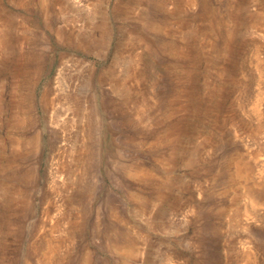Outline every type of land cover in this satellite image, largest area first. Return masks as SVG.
<instances>
[{"label": "rangeland", "instance_id": "rangeland-1", "mask_svg": "<svg viewBox=\"0 0 264 264\" xmlns=\"http://www.w3.org/2000/svg\"><path fill=\"white\" fill-rule=\"evenodd\" d=\"M186 3L0 0V264H264V0Z\"/></svg>", "mask_w": 264, "mask_h": 264}, {"label": "bare ground", "instance_id": "bare-ground-1", "mask_svg": "<svg viewBox=\"0 0 264 264\" xmlns=\"http://www.w3.org/2000/svg\"><path fill=\"white\" fill-rule=\"evenodd\" d=\"M73 1H74V0H73ZM183 1H184V0H175V8H176L175 10H176V11H178L179 9H181ZM195 1H196V0H186V2H187L186 5L188 4L189 7H190V5H193V4L195 3ZM76 2H77V0H76ZM78 2H79V1H78ZM148 2H149V1H148ZM184 3H185V2H184ZM165 4H166V3H165ZM117 5H118V3H117ZM183 5H185V4H183ZM186 5H185V6H186ZM188 5H187V7H188ZM88 6H89V5H88ZM120 6H121V5H120ZM165 6H166V5H164V7H165ZM185 6H184V7H185ZM138 7H139V6H138ZM196 8H197V7H196ZM92 9H93V8H92ZM97 9H99V8H96V10H97ZM134 9H135V8H134ZM145 9H146V8H145ZM177 9H178V10H177ZM89 10H91V9H89ZM96 10H95V11H96ZM147 10H148V8H147ZM189 10H190V9H189ZM117 11H118V10H117ZM135 12L138 13V11H135ZM90 13H91V12H90ZM95 13H96V12H95ZM134 14H135V13H134ZM92 15H93V13H92ZM135 15H136V14H135ZM135 15H134V16H135ZM77 16H78V15H77ZM106 16H107V14H106ZM236 16H237V15H236ZM78 17H79V16H78ZM89 17H91V15H89ZM179 17H180V16H179ZM75 18H76V17H75ZM139 18H140V17H139ZM145 18H148V17H145ZM174 18H175V17H174ZM176 18H177V17H176ZM72 19H73V18H72ZM141 19H142V18H141ZM82 22H83V21H82ZM88 23H89V22H88ZM81 25H82V24H81ZM92 25H93V23H92ZM191 25H192V24H191ZM132 27H133V26H132ZM89 28H90V27H89ZM101 28H102V27H101ZM126 28H127V27H126ZM220 28H221V27H220ZM106 29H107V28H106ZM89 30H90V29H89ZM92 30H93V28H92ZM130 30H131V29H130ZM179 31H180V30H179ZM179 31H178V32H179ZM68 32H69V31H68ZM90 32H91V31H90ZM96 32H97V31H96ZM124 32H125V31H124ZM130 33H131V32H130ZM145 34H146V33H145ZM118 35H119V34H118ZM209 35H211V34H209ZM133 36H134V35H133ZM133 36H132V37H133ZM221 36H222V35H221ZM91 37H92V36H91ZM104 37H105V36H104ZM130 37H131V35H130ZM259 37H260V36H259ZM1 38H2V37H1ZM134 38H135V37H134ZM140 38H141V37H140ZM173 38H174V37H173ZM215 38H216V37H215ZM90 39H91V38H90ZM155 39H156V38H155ZM143 40H144V38H143ZM229 40H230V39H229ZM91 41H92V40H91ZM97 42L99 43V41H97ZM2 43H3V42H2ZM2 43H0V44H2ZM62 43H63V42H62ZM90 43H91V42H90ZM93 43H94V42H93ZM93 43H92V44H93ZM68 44H69V43H68ZM71 44H72V43H71ZM145 45H146V44H145ZM210 45H211V43H210ZM213 45H214V44H213ZM146 46H147V45H146ZM92 47H93V46H92ZM147 47H148V46H147ZM254 48H255V47H254ZM258 48H259V47H258ZM153 49H154V48H153ZM82 50H83V49H82ZM139 51H140V50H139ZM225 52H226V51H225ZM136 54H137V52H136ZM128 56H130V55H128ZM158 56H159V55H158ZM254 56H255V55H254ZM258 56H259V55H258ZM123 57H124V56H123ZM135 58L138 59L137 56H136ZM160 58H161V57H160ZM128 59H129V60H128L127 62L130 63V62L132 61V60H131L132 57H128ZM136 59H135V60H136ZM110 61H111V60H110ZM258 61H259V60H258ZM258 61H257V62H258ZM30 64H31V63H30ZM120 64H121V63H120ZM182 66H183V65H182ZM136 67H137V66H136ZM22 68H23V67H22ZM61 69H62V68H61ZM128 69H129V68H128ZM25 70H26V69H25ZM64 71H65V70H64ZM67 71H68V69H67ZM138 71H139V70H138ZM85 72H86V71H85ZM85 72H83V73H85ZM260 72H261V71H260ZM21 73H22V72H21ZM81 73H82V72H81ZM134 73H135V71H134ZM18 74H19V73H18ZM67 74H68V72H67ZM26 75H27V74H26ZM68 75H69V74H68ZM84 75H85V74H84ZM22 76H23V75H22ZM57 76H58V75H57ZM133 76H134V75H133ZM64 78H65V77H64ZM66 78H67V77H66ZM68 78H69V76H68ZM81 78H82V77H81ZM129 79H130V78H129ZM59 80H60V79H59ZM137 81H138V80H137ZM77 82H78V81H77ZM99 82H100V81H99ZM61 83H62V82H61ZM74 83H75V82H74ZM81 83H82V82H81ZM86 83H87V82H86ZM86 83H85V84H86ZM136 83H138V82H136ZM66 84H67V83H66ZM85 84H83V85H85ZM72 85H73V84H72ZM78 85H79V84H78ZM80 85H81V84H80ZM87 85L89 86V84H87ZM80 87H82V86H80ZM54 88H55V87H54ZM64 88H65V87H64ZM69 88H70V87H69ZM78 88H79V87H77V91H75V93H74L72 96H70V97H71L70 100L72 101V104H71V102H69L70 100H68V103H70V104L73 106L71 109L75 110V112H76L77 114H81L80 112H82V111H84V110H85V112L87 113V108H86V107H87L88 105L85 106V105H86V102H85V105L83 106V104L81 103V99H80L81 94H82L83 92L86 93V92H85L86 90L83 91L84 88H85V86H84V88L82 87L83 89H80V88H79V91H78ZM85 89H86V88H85ZM89 89H90V88H89ZM66 90H67V89H66ZM80 90H82L83 92H81ZM70 91H71V90H70ZM64 92H65V91H64ZM73 92H74V89H73ZM87 92H88V90H87ZM57 93H58V92H57ZM57 93H56V94H57ZM63 94H64V93H63ZM68 94H72V92L69 93V91H68ZM90 94H91V93H90ZM90 94H88V96H89L88 99L90 98ZM258 94H259V93H258ZM68 96H69V95H67V97H68ZM42 97H43V96H42ZM64 97H65V95H64ZM64 97H63V98H64ZM82 97H83V96H82ZM82 97H81V98H82ZM43 98L47 100V96H46V98H45V95H44ZM50 98H51V97H50ZM83 98H84V97H83ZM210 98H211V97H210ZM68 99H69V97H68ZM86 99H87V98H86ZM88 99H87V100H88ZM60 100H61V99H60ZM87 100H85V101H87ZM88 101H89V100H88ZM48 102H49V101H46L45 103H43L42 108H43V111H44V112H47V106H48V104H49ZM52 102H54V101H52ZM60 103H61V102H60ZM30 104H31V103H30ZM40 104H41V103H40ZM61 104H62V103H61ZM63 104H64V103H63ZM70 104H67L66 107L68 108V105H70ZM71 105H70V107H71ZM63 106H64V105H63ZM54 107H55V106H54ZM59 107H60V106H59ZM70 107H69V108H70ZM84 107H85V108H84ZM90 107H91V106H90ZM57 108H58V107H57ZM67 108H66V110H68ZM258 108H259V107H258ZM32 109H33V108H32ZM62 109H63V108H62ZM66 110H65V111H66ZM88 110H89V109H88ZM54 111H55V110H54ZM60 111H61V110H60ZM63 111H64V110H63ZM63 111H62V114H63ZM89 111H91V108H90ZM66 112H67V111H66ZM71 112H72V111H71ZM85 112H82V115H84L83 113H85ZM76 113H75V114H76ZM29 114H30V113H29ZM62 114H61V115H62ZM71 114H74V113L72 112ZM77 114H76V115H77ZM76 115H75V116H76ZM87 115H88V116H87ZM87 115H86V120H87V122H88L87 125L89 126V127H87V128H88V134H89L90 131H91V115H89L88 113H87ZM30 116H31V115H30ZM50 116H51V114H50ZM58 116H59V115H58ZM66 117H67V116H66ZM73 117H74V116H73ZM81 117H82V116H81ZM57 118H58V117H57ZM74 118H77V117H74ZM30 119H31V118H30ZM55 119H56V118H55ZM55 119H54V120H55ZM60 119H61V118H60ZM71 119H72V118H71ZM84 119H85V118H84ZM54 120H53V121H54ZM72 120H76V119H72ZM80 120H81V119H80ZM55 122H56V121H55ZM78 123H79V122H78ZM51 124H52V123H51ZM63 125H64V124H63ZM63 125H61V126H63ZM71 125H74V124H71ZM75 125H76V124H75ZM80 125H81V124H80ZM85 125H86V122H85ZM87 125H86V126H87ZM33 126H34V125H33ZM59 126H60V125H59ZM65 126L67 127L66 124H65ZM65 126H64V127H65ZM68 126H69V125H68ZM31 127H32V125H31ZM31 127H30V128H31ZM64 127H62V128L64 129ZM73 127H75V126H73ZM83 127H84V126H83ZM68 128H70V127H68ZM68 128H65L64 131H65L66 129H68ZM71 129H72V127H71ZM74 129H75V128H73V130H74ZM83 130H84V129H82V132H83ZM85 131H86V130H85ZM71 132H72V131H71ZM71 132H70V133H71ZM86 132H87V131H86ZM34 133L36 134V132H34ZM61 133H62V132H61ZM64 133H65V132H64ZM67 134H68V133H67ZM75 134H76V133H75ZM75 134H74V135H75ZM84 134L86 135V133H84ZM90 134H91V133H90ZM57 135H59V134H57ZM63 135H64V134H63ZM77 135H78V134H77ZM82 135H83V134H82ZM55 136H56V135H55ZM57 137H58V136H57ZM63 137H64V136H63ZM68 137L70 138V136H68ZM71 137H72V136H71ZM64 138H65V137H64ZM66 138H67V137H66ZM69 138H67V139H69ZM80 138H81V135H80ZM86 138H87V137H86ZM89 138H90V137H89ZM89 138H88V139H89ZM62 139H63V138H62ZM77 139H78V138H77ZM84 139H85V138H84ZM63 140H64V139H63ZM65 140H66V139H65ZM75 140H76V139H74L73 141H75ZM90 140H91V139H90ZM69 141H70V140H69ZM82 141H83V140H82ZM82 141L79 142V143H83ZM75 142H76V141H75ZM88 142H89V141H88ZM64 143H65V142H64ZM90 143H91V142H90ZM62 144H63V143H61V145H62ZM66 144H67V143H66ZM66 144H65V145H66ZM19 145H20V144H19ZM77 145H78V144H77ZM77 145H76V146H77ZM73 146H75V145L72 143V147H73ZM85 146H87V145H85ZM16 147H17V146H16ZM65 147L68 148V145L65 146ZM65 147H64V149H65ZM70 147H71V146H70ZM72 147H71L70 149L73 150L74 148H72ZM59 148H60V147H59ZM83 148H84V147H83ZM89 148L91 149L90 145H89ZM61 150H63V149H61ZM66 150H67V149H66ZM74 150H75V149H74ZM74 150H73L71 153H73ZM88 150H89V149H88ZM64 151H65V150H64ZM69 151H70V150H69ZM80 151H81V150H80ZM80 151H79V153H80ZM85 151H86V150H85ZM77 152H78V151H76V153H77ZM83 152H84V150H83ZM83 152H82V153H83ZM86 152H87V151H86ZM74 153H75V152H74ZM74 155H75V154H74ZM84 155H85V154H84ZM90 155H91V154H90ZM68 156H69V155H68ZM76 156H77V154H76ZM69 157H70V156H69ZM71 157H72V156H71ZM74 157H75V156H74ZM87 158H88V157H87ZM87 158L85 157L86 160H87ZM89 159H90V158H89ZM89 159H88V162L90 163L91 159H90V161H89ZM83 160H84V159H83ZM66 162H67V161H66ZM88 162H87V163H88ZM67 163H68V162H67ZM73 163H74V162H73ZM56 164H58V167H59V164H61V163H59V160H58V163H56ZM68 164H69V163H68ZM70 164H71V162H70ZM70 164H69V165H70ZM61 165H63L64 167L67 166V165H64V163L61 164ZM69 165H68V166H69ZM71 165H72V164H71ZM90 165H91V164H90ZM73 166H74V164H73ZM88 166H89V165H88ZM69 167H70V166H69ZM71 167H72V166H71ZM83 167H85V166H83ZM61 168H62V167H61ZM56 169H58V168H56ZM62 169H63V168H62ZM68 169H69V168H68ZM58 170H59V169H58ZM63 170H64V169H63ZM73 170H74V169H73ZM60 172H61V170H60ZM66 172H68V170H67ZM241 173H242V171H240V173H239L240 176L243 175V174H241ZM66 174H67V173H66ZM68 174H69V173H68ZM68 174H67V175H68ZM59 176H60V175H59ZM60 177H61V176H60ZM67 179H68V178H67ZM77 180H79V179H77ZM73 183H75V182H73ZM56 192H57V191H56ZM246 197L248 198L249 203H250V206H251L252 208L256 207L257 205H259V204L261 203V201H260L259 199H257V198L253 195V192H251V190H248V189L246 190Z\"/></svg>", "mask_w": 264, "mask_h": 264}]
</instances>
